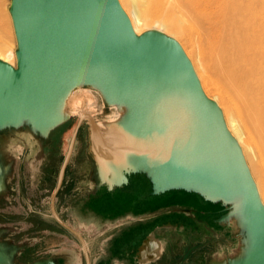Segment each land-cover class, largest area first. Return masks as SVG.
<instances>
[{
    "label": "water",
    "instance_id": "1",
    "mask_svg": "<svg viewBox=\"0 0 264 264\" xmlns=\"http://www.w3.org/2000/svg\"><path fill=\"white\" fill-rule=\"evenodd\" d=\"M9 13L17 48L15 67L0 59V197L12 170L10 136L45 143L69 121V96L91 89L110 110L102 127L89 124L99 185L110 191L139 174L154 195L182 190L220 204L227 213L217 222L231 227L237 244L209 264H264L255 181L174 38L156 29L136 38L118 0H11ZM151 247L144 241L140 255L154 259ZM21 248L0 238V264H22Z\"/></svg>",
    "mask_w": 264,
    "mask_h": 264
},
{
    "label": "flooded vegetation",
    "instance_id": "2",
    "mask_svg": "<svg viewBox=\"0 0 264 264\" xmlns=\"http://www.w3.org/2000/svg\"><path fill=\"white\" fill-rule=\"evenodd\" d=\"M79 118L41 147L28 149L6 183L7 194L0 198V232L8 229L3 239L20 243L36 238L19 252V261L49 257L52 251L57 264H140L139 259L145 264H206L212 254L232 247L227 231L214 224L221 214L218 205L179 192L154 195L137 175L110 191L99 186L91 177L86 123ZM71 127L74 143L65 163L69 144L65 148L64 140ZM56 188L53 210L49 200L45 214L41 200ZM24 197L40 202L30 200L35 209L27 212ZM150 239L160 248L154 259L139 253Z\"/></svg>",
    "mask_w": 264,
    "mask_h": 264
},
{
    "label": "bare ground",
    "instance_id": "3",
    "mask_svg": "<svg viewBox=\"0 0 264 264\" xmlns=\"http://www.w3.org/2000/svg\"><path fill=\"white\" fill-rule=\"evenodd\" d=\"M118 2L136 38L145 28H157L169 37L180 36L187 43L188 55L183 45L180 46L191 62L202 91L206 96L209 87L217 91L214 98L207 97L216 104L214 99H218L222 104L227 130L237 141L244 158L248 156L256 164L260 179L254 181L263 203L264 0ZM2 33L5 31L0 25V36ZM4 45L0 39V59L13 66L12 53L2 50ZM98 98L94 90L78 89L69 96L67 110L78 114L79 119L87 118L92 128L102 127V123L92 121L96 115L93 105ZM217 106L223 114L219 104ZM102 132L98 130L93 135L101 136ZM247 166L252 175V168ZM154 251L159 253L160 248L155 247Z\"/></svg>",
    "mask_w": 264,
    "mask_h": 264
},
{
    "label": "rangeland",
    "instance_id": "4",
    "mask_svg": "<svg viewBox=\"0 0 264 264\" xmlns=\"http://www.w3.org/2000/svg\"><path fill=\"white\" fill-rule=\"evenodd\" d=\"M10 3H11V0H0V25L4 28V31L5 33H2L3 35L0 36V39L2 40V42L5 44L4 47L2 48V50H5V51H10L12 53L11 55V58L12 60L14 61L13 63V66L15 67V64H16V60H15V50L17 48V43H16V38H15V34H14V30H13V25H12V20H11V16H10V13H9V7H10ZM152 29V28H150ZM153 29H157V28H153ZM147 28L144 29V31H146ZM161 32H163L162 30H160ZM171 36V35H170ZM4 37V38H3ZM3 38V39H2ZM174 39H176L180 45L185 49L184 51H186L185 53L188 55V51H189V47H187V43L184 41L183 38H181L180 36H175L173 37ZM12 50V51H11ZM14 58V59H13ZM192 61V59H190ZM201 82V80H200ZM205 93H207V96L208 97H211V98H214L215 97V94L217 93V91L212 87H209V90L205 91ZM217 104H219L220 108H222V104L219 103L218 99H214ZM93 108L95 110V122L97 121H103L107 118V116L110 114V110L108 109V107L106 106H103V104L101 103V100L100 98H98L94 105H93ZM222 111H223V108H222ZM223 115L225 117V113L223 111ZM78 118V114L76 113H73L69 119V121L64 125V126H67L69 124H73V126L75 125L76 123V119ZM84 119V120H83ZM83 121L85 124V129H86V146H87V150H88V153L89 155L91 156V160L93 162V166H94V170L92 171V174H91V177L92 178H95L96 181H97V184H99V176H98V171H97V168H96V164L93 160V153L91 151V140H90V130H89V121L87 118L85 117H82V119H80L79 123ZM63 128V127H62ZM61 128V129H62ZM59 129V130H61ZM74 129V127H71V129L67 132V134L65 135V140H64V147L66 148V146L69 144L70 146V142H71V139H72V130ZM58 130V131H59ZM55 134V133H54ZM53 134V135H54ZM52 135V136H53ZM51 136V137H52ZM50 137V138H51ZM49 138V139H50ZM48 140V139H47ZM46 140V141H47ZM45 141V142H46ZM45 144V143H43ZM43 144L39 145L37 142H36V139L34 137H30V136H25L23 134H18V135H11L10 138H9V147H8V155L10 156V159L12 160V170H11V175L9 177L8 180H6V183L9 182L13 176H14V172H15V168L16 166L18 165L19 161H21V158L25 155L26 151L28 149H36V148H39L41 147ZM42 157V156H40ZM38 158L37 161H39L41 158ZM29 158V157H27ZM246 161H247V164L249 165L250 169H251V172H252V175H253V179L256 181L257 179H260L259 177V174H258V170H257V167H256V164L255 162H253L250 157L246 156ZM35 159H32V162H34ZM137 176H140V177H144V175H139V174H136ZM132 176V175H130ZM135 176V175H134ZM129 177V176H128ZM33 180L35 178V174L32 176ZM146 179V178H145ZM147 180V179H146ZM148 184L150 185L149 181L147 180ZM6 183H5V186H6ZM92 183H94L92 181ZM100 186V185H99ZM56 191H57V188L53 191V193L51 194V197H49L50 193H46L45 195L47 197H43L42 198V202L44 207H45V214H48L47 211H48V202L50 200L51 202V209L53 210V200H54V196L56 194ZM167 192H171V193H184V194H190V195H196L198 196L199 198H201V200H203L204 202H207V203H210V204H213V205H218L220 208H221V214L219 217L215 218L214 219V224L216 226H218L220 229H222L223 231H227L228 235L230 236L231 240L233 241L231 244V248L226 251V250H221L219 252H216L214 254L211 255V257L208 259L207 263L206 264H209V261L211 260V258L216 255V254H219V255H222V254H225V253H228L230 251H232L234 248H236V240L235 238L233 237V234L231 232V227H228V226H224V225H220L217 220L223 216L224 214L227 213V211L225 210V208L223 206H221L220 204H214V203H211L209 201H206L204 200L201 196L195 194V193H188V192H185V191H182V190H174V191H167ZM165 193V192H164ZM7 194V187H6V191H5V194L1 197H5ZM162 194V193H161ZM158 195V194H157ZM36 196V195H35ZM0 197V198H1ZM29 199V200H28ZM26 198L24 197V203L26 205H28V207H26L27 209H25V211L29 212V210H34L35 209V206H34V203H32L31 201L33 200H36V202H40V199L37 198V197H29V198ZM31 200V201H30ZM263 201V199H262ZM264 203V201H263ZM23 204V203H22ZM23 207H25V205H23ZM55 215V214H54ZM8 229L7 228H4L2 229V232H7ZM2 232H0V238H1V241L2 242H6V241H10L12 242L14 245H22L23 248L17 250V255L15 256L16 260L19 261V259L17 258L19 252L24 249L27 245L31 244L32 242H34L36 240V238H29L23 242H20V243H14L12 240L10 239H3L2 237ZM49 245H52V242H50ZM51 247V246H50ZM53 256L52 254V251L50 253V256L49 257H41V258H37L33 261H30L28 263H22L21 261H19L20 263L22 264H30V263H33L37 260H41V259H49Z\"/></svg>",
    "mask_w": 264,
    "mask_h": 264
},
{
    "label": "crops",
    "instance_id": "5",
    "mask_svg": "<svg viewBox=\"0 0 264 264\" xmlns=\"http://www.w3.org/2000/svg\"><path fill=\"white\" fill-rule=\"evenodd\" d=\"M153 249L155 250V247H154V246H153V248L151 247V250H152V251H154Z\"/></svg>",
    "mask_w": 264,
    "mask_h": 264
}]
</instances>
